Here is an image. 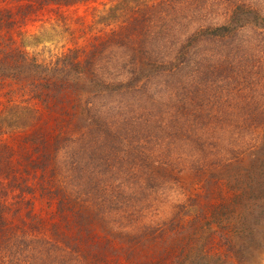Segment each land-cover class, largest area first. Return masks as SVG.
<instances>
[{"label":"trees","instance_id":"1","mask_svg":"<svg viewBox=\"0 0 264 264\" xmlns=\"http://www.w3.org/2000/svg\"><path fill=\"white\" fill-rule=\"evenodd\" d=\"M85 1L38 0L35 10ZM12 2L0 0L6 5ZM208 4L206 0H160L146 7L144 17L138 18L140 13L135 11L127 31L109 35L86 52L70 51L47 65L22 52L2 53L0 83L19 84L44 113L62 114L63 126L75 130L67 138L72 149L66 167L75 184L76 180L80 184L70 185L69 191L57 185L55 155L63 139L34 130L27 137L25 155L0 142V264L240 263L250 246L232 242L231 231L220 237L222 242L202 244L159 242L160 232L140 233L138 238L145 242H130L127 232L120 233V240L103 236V217L108 214L120 213L118 224L128 229L130 220L124 215L131 197L122 192L107 195L103 190L105 198L86 194L79 177L87 168L102 179L107 171L122 166L137 174L139 168L167 172L169 165L188 162L191 169L238 165L232 172L234 180L257 185L263 204L264 135L253 151L238 158L213 159L215 143L203 119L221 123L239 114L241 125L255 121L253 112L264 114V53L259 47L264 44V27L254 16L250 23L239 22L237 15L258 11L245 4L232 9L235 17L223 24L214 25L204 17V21L192 20ZM0 13L6 23L11 19L17 24L34 8L20 6L15 12ZM248 24L252 33L245 38L242 31ZM3 47L0 43L1 51ZM177 144L180 148L174 150ZM181 151H186L182 159ZM30 175L33 186L28 185ZM25 197L47 198L49 210L55 205L50 232ZM23 204L29 210L22 214ZM241 219L232 222L242 225L245 219Z\"/></svg>","mask_w":264,"mask_h":264},{"label":"rangeland","instance_id":"2","mask_svg":"<svg viewBox=\"0 0 264 264\" xmlns=\"http://www.w3.org/2000/svg\"><path fill=\"white\" fill-rule=\"evenodd\" d=\"M159 1L87 0L70 6L38 7V10H35L38 0H13L10 5L2 3L0 11L9 9L15 12L20 6H32L34 13L17 24L11 19L6 23L3 13H0V43L4 46L2 51L0 50V56L2 57V53L5 55L17 51L24 53L28 58H33L38 64L47 65L70 51L86 52L91 45L97 44L109 35L127 31L137 11L140 13L137 14L138 18L144 17L146 7ZM206 1L209 3L208 7L202 13L199 11L191 16L194 17L192 20L204 21L202 18L204 17L214 25L223 24L235 17L231 14L232 9L245 4L258 11L255 15L248 13L243 16L237 15L240 18L239 22L250 23L254 16L258 19L259 26L264 27V23L260 21H264V0ZM229 26L233 27V23ZM245 28L242 32L246 35L245 38H248L252 33L251 24L246 25ZM261 32L264 39V31ZM259 47L264 53V44ZM262 53L259 55L261 56ZM259 114L261 112H253L252 115L257 116L255 121H247L248 123L241 125L240 123L244 121L239 114L221 123L208 117L203 119L204 129L209 128L208 137L215 143L212 144L213 159L238 158L258 148L264 135V114ZM57 115L59 116H54V119L53 116L44 113L40 106L30 99L27 91L19 87V84L0 83V142L12 147L18 155L20 154L18 150L25 155V149L28 150L26 141L30 139L27 137L35 133L34 130L46 133L50 138L55 135L63 139L55 155V165H57L55 172L58 174V187L69 191L71 186L80 184V180H76L75 184L66 167V159L72 149L67 138L74 135L75 130L70 132L69 127L63 126V115ZM251 124L253 126H250ZM179 148L177 144L174 150ZM185 152H180V159ZM176 154L177 152L172 155L175 160L178 159L175 158ZM86 156L85 161L88 159L87 154ZM190 164L181 163L178 167H174L175 169L169 165L166 168L167 172L162 170L156 173L146 168H139L137 174L133 169L128 170L122 166L107 171L102 175V179L97 177L96 171L93 176L88 168L85 169L79 177L83 178L82 191L86 194L97 193L105 198L103 190L107 195L122 192L125 197H131L132 203L126 207L124 215L130 220L128 229L124 224H118L120 213L108 214L103 217V236L120 240L122 238L120 233L127 232L132 236L130 242H145L138 238L140 233L145 232L146 235L160 232L162 236L159 242L202 244L222 242L220 237L231 231L232 242H248L250 246L249 250L241 255L239 264H264V202L263 204L259 202L261 190H258L257 185L249 184L246 179L234 180L233 170L238 165L225 168L216 164L217 168H214L208 164L191 169ZM91 177L94 179L92 183H90ZM33 184L30 175L28 185L33 186ZM34 198L36 199L25 197L26 201H23L33 202V212L44 221L43 227L48 233L52 229L51 211H55V205L49 210L47 198ZM28 210L29 205L23 204L21 213H27ZM11 216L8 215L10 218ZM241 218L245 219L241 222L242 225L232 222ZM141 226L152 229L143 230ZM111 240L115 242L114 239Z\"/></svg>","mask_w":264,"mask_h":264}]
</instances>
